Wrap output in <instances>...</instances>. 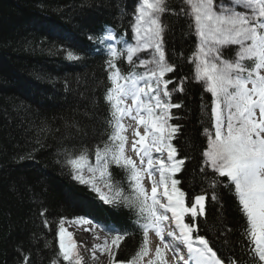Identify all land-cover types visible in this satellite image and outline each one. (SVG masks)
I'll use <instances>...</instances> for the list:
<instances>
[{
	"label": "trees",
	"instance_id": "1",
	"mask_svg": "<svg viewBox=\"0 0 264 264\" xmlns=\"http://www.w3.org/2000/svg\"><path fill=\"white\" fill-rule=\"evenodd\" d=\"M170 4L173 11L162 17L164 47L177 71L167 78L175 84L188 77L184 91L172 96V103L182 105L172 109L171 123L180 127L172 143L179 159L187 157L175 178L190 207L195 195L207 196L196 226L225 263L254 264L233 186L210 168L200 171L209 126L202 106L210 111L212 98L191 79L186 58L196 38L187 34L186 18L175 14L180 0ZM136 5L137 0H0V264H22L25 257L28 264H51L58 258L59 221L79 217L127 233L114 264H126L139 249L143 236L134 212L105 204L73 179L66 164L69 153L92 150L107 139V49L90 37L113 30L118 38H130ZM69 52L79 59H70ZM118 66L127 71L126 62ZM111 171L128 191L125 173L115 165Z\"/></svg>",
	"mask_w": 264,
	"mask_h": 264
},
{
	"label": "snow or ice",
	"instance_id": "2",
	"mask_svg": "<svg viewBox=\"0 0 264 264\" xmlns=\"http://www.w3.org/2000/svg\"><path fill=\"white\" fill-rule=\"evenodd\" d=\"M171 11L170 0H137L134 19L129 22L130 38L121 33L118 39L114 31L90 37L107 49V139L92 150L69 153L66 164L73 179L88 185L105 204L123 205L137 216L143 240L126 264H144L150 252V232L159 238V244L146 264H169L167 251L182 264H224L208 240L198 234L195 223L185 221L188 215L194 221L204 214L207 196L195 195L189 207L187 194L175 178L187 157L178 159L172 143L180 130L171 123L172 109L182 106L172 103V96L184 91L188 77L175 84L167 78L177 71L164 47L162 17ZM175 14L186 18L187 34L196 38L186 58L193 66L191 79L212 98L210 111L207 105L202 106L209 112V126L204 128L206 148L201 152L200 171L210 168L215 175L228 178L246 220L243 235L254 264H264V0H180ZM68 56L79 59L71 52ZM120 61L126 62L127 71L118 66ZM169 84H174L172 89ZM129 118L136 125L134 136L138 139L132 141L131 150L138 159L126 154L128 126L124 121ZM113 165L125 173L128 191L114 180ZM216 184L215 179L210 181L213 189ZM211 198L217 199L215 192ZM76 222L92 224L86 217ZM64 225L61 219L58 258L51 264H85L73 233ZM107 232L103 243L92 249V260H98L99 250L114 264L115 250L127 233L115 228ZM179 246L186 249V260L179 254ZM22 264H28L27 257ZM228 264L236 262L229 260Z\"/></svg>",
	"mask_w": 264,
	"mask_h": 264
},
{
	"label": "rangeland",
	"instance_id": "3",
	"mask_svg": "<svg viewBox=\"0 0 264 264\" xmlns=\"http://www.w3.org/2000/svg\"><path fill=\"white\" fill-rule=\"evenodd\" d=\"M143 56V54H141ZM124 123L126 124V126H128V131L125 133V135L128 136V145H126V154L131 156L133 154V152L131 153V143L132 141L134 140V137L132 135V131L134 129V127H136L135 123H130L129 125V122L127 119H125ZM142 128V127H141ZM134 133V132H133ZM147 180V182H146ZM145 185L146 187H149L150 189V182L148 181V178L146 177L145 179ZM101 187H103V185H101ZM105 192H107V189H104ZM74 223V224H73ZM66 222L65 223V228L67 229L68 226H72L74 229H76L77 231L78 230H83V231H86V229H88L87 227H90L88 225L86 226H82L81 227V223H77L76 221L74 222ZM68 224V225H67ZM76 225V226H75ZM77 226L79 228H77ZM92 228V227H90ZM68 231V230H67ZM69 232V231H68ZM87 232V231H86ZM90 234H89V238L87 240H84V241H80V240H77L76 238V242L78 244V247H79V250H80V254L83 256L84 258V262L85 264H109V257L107 256V254L105 253H101L99 250H97L96 252V255L98 257V260L96 261H93L92 260V249L98 245V244H102V242L100 241H96L93 237H94V232L92 233V237L90 239ZM74 238V237H73ZM158 240V241H157ZM88 241V242H87ZM149 248H150V252H149V257H146L145 258V262L144 264H146L147 260L154 257V253H155V248L156 246L159 244V238L153 233V232H150L149 233ZM116 251V250H115ZM179 254L181 256H183V253L182 252H179ZM166 258L167 260L169 261V264H178V261H180L178 259V257L176 255L173 254L172 251H167L166 252Z\"/></svg>",
	"mask_w": 264,
	"mask_h": 264
},
{
	"label": "bare ground",
	"instance_id": "4",
	"mask_svg": "<svg viewBox=\"0 0 264 264\" xmlns=\"http://www.w3.org/2000/svg\"><path fill=\"white\" fill-rule=\"evenodd\" d=\"M68 225V224H67ZM89 230L86 232V231H83V230H76L74 229L72 226H68L67 227V230L71 233H73V237L74 239L76 238L77 240H80V241H84V240H87L89 238V234L90 236L92 237V228H88ZM90 237V239H91ZM75 239V240H76ZM85 242V241H84ZM88 242V241H87ZM178 264H181V261L179 262L178 261Z\"/></svg>",
	"mask_w": 264,
	"mask_h": 264
}]
</instances>
